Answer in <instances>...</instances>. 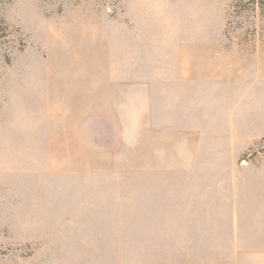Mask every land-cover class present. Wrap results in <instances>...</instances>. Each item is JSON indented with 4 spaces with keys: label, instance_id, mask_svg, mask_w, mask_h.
Masks as SVG:
<instances>
[{
    "label": "rangeland",
    "instance_id": "374dc122",
    "mask_svg": "<svg viewBox=\"0 0 264 264\" xmlns=\"http://www.w3.org/2000/svg\"><path fill=\"white\" fill-rule=\"evenodd\" d=\"M0 264H264V0H0Z\"/></svg>",
    "mask_w": 264,
    "mask_h": 264
}]
</instances>
